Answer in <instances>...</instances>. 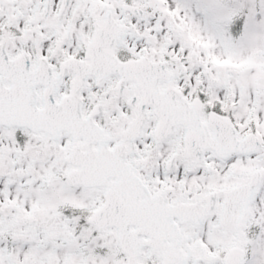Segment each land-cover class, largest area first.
Returning a JSON list of instances; mask_svg holds the SVG:
<instances>
[{
  "label": "snow or ice",
  "instance_id": "6c2138e0",
  "mask_svg": "<svg viewBox=\"0 0 264 264\" xmlns=\"http://www.w3.org/2000/svg\"><path fill=\"white\" fill-rule=\"evenodd\" d=\"M0 264H264V0H0Z\"/></svg>",
  "mask_w": 264,
  "mask_h": 264
}]
</instances>
